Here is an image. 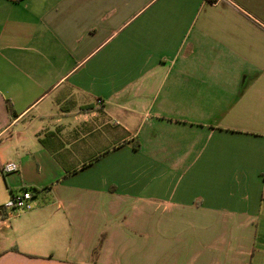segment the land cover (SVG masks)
I'll use <instances>...</instances> for the list:
<instances>
[{"label":"crops","instance_id":"crops-1","mask_svg":"<svg viewBox=\"0 0 264 264\" xmlns=\"http://www.w3.org/2000/svg\"><path fill=\"white\" fill-rule=\"evenodd\" d=\"M0 176V264H264V0H0Z\"/></svg>","mask_w":264,"mask_h":264},{"label":"built area","instance_id":"built-area-1","mask_svg":"<svg viewBox=\"0 0 264 264\" xmlns=\"http://www.w3.org/2000/svg\"><path fill=\"white\" fill-rule=\"evenodd\" d=\"M17 170L18 166L13 162L5 163L1 168L2 174L14 173L17 172ZM32 200L33 195L27 189L21 190L17 194H10V198L6 204L0 207V214L4 212L5 214L14 215L19 212H28L33 208Z\"/></svg>","mask_w":264,"mask_h":264},{"label":"rangeland","instance_id":"rangeland-1","mask_svg":"<svg viewBox=\"0 0 264 264\" xmlns=\"http://www.w3.org/2000/svg\"><path fill=\"white\" fill-rule=\"evenodd\" d=\"M1 179V176H0ZM10 196L6 195V192L3 187V183H0V207L4 206L6 202L9 200ZM11 215V214H9Z\"/></svg>","mask_w":264,"mask_h":264},{"label":"trees","instance_id":"trees-1","mask_svg":"<svg viewBox=\"0 0 264 264\" xmlns=\"http://www.w3.org/2000/svg\"><path fill=\"white\" fill-rule=\"evenodd\" d=\"M210 3H214V1L215 0H208ZM28 191H30L32 194L33 193H37V191L36 190H34V189H30V190H28ZM99 245H100V243H98V245L93 249V251H92V254H91V263L92 264H95L96 263V258H97V254H98V248H99Z\"/></svg>","mask_w":264,"mask_h":264}]
</instances>
